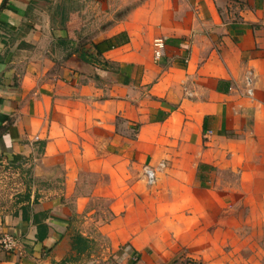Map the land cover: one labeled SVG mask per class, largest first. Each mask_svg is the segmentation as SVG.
<instances>
[{"label":"crops","instance_id":"0c3cea01","mask_svg":"<svg viewBox=\"0 0 264 264\" xmlns=\"http://www.w3.org/2000/svg\"><path fill=\"white\" fill-rule=\"evenodd\" d=\"M0 162L23 182L0 264H173L233 223L264 264V0H7ZM187 202L193 243L168 226Z\"/></svg>","mask_w":264,"mask_h":264},{"label":"rangeland","instance_id":"374dc122","mask_svg":"<svg viewBox=\"0 0 264 264\" xmlns=\"http://www.w3.org/2000/svg\"><path fill=\"white\" fill-rule=\"evenodd\" d=\"M0 165V218H2L9 212L10 208L8 207L17 200L16 197L23 187V182L20 172L1 162ZM163 169L164 165L161 167V171ZM163 175L158 178L157 184H163L169 190L167 194L171 195L170 189L174 182H171L168 178L166 180ZM186 205L181 203L174 215L173 213L169 214L170 222L168 226L182 229L181 240L193 243L195 241L194 237L187 233H190V228H193L195 224L194 219H192L195 206L188 202ZM234 210L233 217L239 219L240 215L243 214V209L237 208ZM252 215H255V211ZM223 227V224L218 225L221 230L217 235V239H223ZM231 229L232 238L235 242L233 246L229 245L227 248L222 246V248L216 249L215 252L209 253L207 247L204 249L208 243L207 236L204 237V242L201 245L193 246L192 249L179 248L180 241L175 242L176 246L170 248L171 251L177 250V255L173 258V264H255V255H253L254 251L252 250L255 247V224L233 223ZM189 236H191V239Z\"/></svg>","mask_w":264,"mask_h":264},{"label":"built area","instance_id":"2783aa9c","mask_svg":"<svg viewBox=\"0 0 264 264\" xmlns=\"http://www.w3.org/2000/svg\"><path fill=\"white\" fill-rule=\"evenodd\" d=\"M155 59H160L164 54V47H165V41L164 39H156L155 43ZM164 165V163H161L158 168H153L151 166L145 165L144 166V173L147 180V183L150 185H154L157 181V171ZM18 240L11 234H5L0 239V248L12 252L15 251L17 248Z\"/></svg>","mask_w":264,"mask_h":264},{"label":"trees","instance_id":"16d2710c","mask_svg":"<svg viewBox=\"0 0 264 264\" xmlns=\"http://www.w3.org/2000/svg\"><path fill=\"white\" fill-rule=\"evenodd\" d=\"M6 1H7V0H3V1L1 2V4H0V10L4 7V5L6 4ZM108 42L110 43L111 46H112L113 43H114V41H113L112 39H110Z\"/></svg>","mask_w":264,"mask_h":264},{"label":"bare ground","instance_id":"6f19581e","mask_svg":"<svg viewBox=\"0 0 264 264\" xmlns=\"http://www.w3.org/2000/svg\"><path fill=\"white\" fill-rule=\"evenodd\" d=\"M1 1V0H0Z\"/></svg>","mask_w":264,"mask_h":264},{"label":"clouds","instance_id":"9594fccd","mask_svg":"<svg viewBox=\"0 0 264 264\" xmlns=\"http://www.w3.org/2000/svg\"><path fill=\"white\" fill-rule=\"evenodd\" d=\"M10 146V145H9Z\"/></svg>","mask_w":264,"mask_h":264}]
</instances>
